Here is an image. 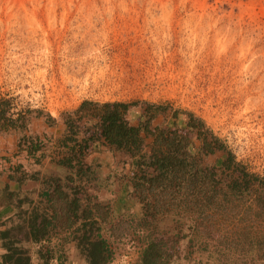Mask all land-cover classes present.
Masks as SVG:
<instances>
[{"label": "rangeland", "instance_id": "1", "mask_svg": "<svg viewBox=\"0 0 264 264\" xmlns=\"http://www.w3.org/2000/svg\"><path fill=\"white\" fill-rule=\"evenodd\" d=\"M0 100L20 145L107 104L146 127L131 190L118 169L115 205L90 207L107 264H264V0H0ZM66 222L58 253L91 264Z\"/></svg>", "mask_w": 264, "mask_h": 264}, {"label": "crops", "instance_id": "2", "mask_svg": "<svg viewBox=\"0 0 264 264\" xmlns=\"http://www.w3.org/2000/svg\"><path fill=\"white\" fill-rule=\"evenodd\" d=\"M130 112L124 119L135 126L138 118ZM77 119L75 135L71 122L56 120L45 129L41 121L32 127L29 134L33 139L48 135L54 151L59 150L51 156L41 151L37 163L20 150L16 130H0V264H73L55 247L61 243V235L53 237L51 231L56 233L58 219L65 216L68 227L75 222L84 228L79 229L85 230L76 239L80 241L96 220L90 207L114 206L120 196L115 192L122 190L118 169L127 175L124 190H131V158L108 144L102 134L103 117ZM73 201L76 216L71 211Z\"/></svg>", "mask_w": 264, "mask_h": 264}, {"label": "trees", "instance_id": "3", "mask_svg": "<svg viewBox=\"0 0 264 264\" xmlns=\"http://www.w3.org/2000/svg\"><path fill=\"white\" fill-rule=\"evenodd\" d=\"M9 103L4 100H0V121L4 122L2 125L3 129H16L17 120L13 118L6 117L5 107ZM106 111L104 113L103 119L104 123H108L103 135L106 137L107 142L110 146L115 147L118 151L125 150L126 147H130L131 144H134L135 140L139 136L141 130H146V127L138 124V126L130 125L125 119L124 115L128 112L126 104H107L104 106ZM18 119H21V116H18ZM200 127V125H199ZM210 144V143H209ZM207 146V145H206ZM21 151L26 152L28 159H32L36 163L39 161L38 154L42 151L41 142L38 138L33 139L31 136L28 137V140L22 145L19 144ZM124 152V151H123ZM161 162V161H160ZM157 165L156 171H168L167 163L161 162ZM75 201H73L71 210L74 216H76L75 210ZM47 229V226L45 227ZM45 233H42L44 236ZM80 240V243L84 244L85 249L90 255L91 264H107L110 261V251L107 248L106 242L104 240H97L91 242L89 236H85ZM149 251L144 255V264L148 263Z\"/></svg>", "mask_w": 264, "mask_h": 264}]
</instances>
